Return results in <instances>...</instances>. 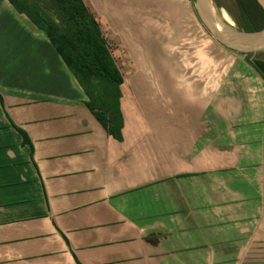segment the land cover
Instances as JSON below:
<instances>
[{"label":"crops","instance_id":"1","mask_svg":"<svg viewBox=\"0 0 264 264\" xmlns=\"http://www.w3.org/2000/svg\"><path fill=\"white\" fill-rule=\"evenodd\" d=\"M88 1L134 68L120 139L0 0V264H249L264 252L263 80L177 20L184 0Z\"/></svg>","mask_w":264,"mask_h":264},{"label":"trees","instance_id":"2","mask_svg":"<svg viewBox=\"0 0 264 264\" xmlns=\"http://www.w3.org/2000/svg\"><path fill=\"white\" fill-rule=\"evenodd\" d=\"M7 1L49 41L87 97L86 107L107 135L120 139L123 128L120 110L122 89L134 68L123 62L120 42L108 36L89 1ZM229 1L235 8V12L230 14L239 32L253 34L264 30V12L255 0ZM213 2L219 6L217 0ZM207 12L212 17L208 4ZM117 51L120 57L116 59ZM242 55L264 82V60L252 58L247 53Z\"/></svg>","mask_w":264,"mask_h":264},{"label":"rangeland","instance_id":"3","mask_svg":"<svg viewBox=\"0 0 264 264\" xmlns=\"http://www.w3.org/2000/svg\"><path fill=\"white\" fill-rule=\"evenodd\" d=\"M209 3L212 7L216 9L217 12L223 11L227 13V15H229L230 18H231L230 12L231 13L235 12V8L233 7L232 3L229 0H217V3L219 4V6L214 4L213 0H209ZM180 13L177 14L176 16L177 20H180V18L182 17L184 23H188V22L195 23L197 26H199L205 32L208 33L210 40H212L216 46V49H215L216 55H219V56L222 55L223 58L226 57V60L228 63L227 70L229 69L231 71L237 68L239 64L241 66H243L244 63L247 64L242 53H247L252 58L264 60V37L260 41L254 44H249L245 46H229V45L225 46V43L218 36H217L218 38L214 36L213 32H211L209 27H207V25L204 23V21L200 17L198 10L196 8V0H194V2L184 0L181 4ZM209 17L211 20H213V18L210 15ZM168 23L169 22H166V24ZM174 23H175V20L173 19L172 27L174 26ZM215 24L218 25L216 20H215ZM166 27H167V33L170 35L171 26L167 25ZM232 31H234L235 33L244 34V35H255V34L263 35L264 34V30L258 33H253V34L241 33L237 30L234 22L232 26ZM201 66L202 68L203 67L206 68L208 65L204 63ZM246 70H248V68H246ZM249 260H251L249 261L250 262L249 264H264V252H262L261 254H258L257 256L250 257Z\"/></svg>","mask_w":264,"mask_h":264},{"label":"bare ground","instance_id":"4","mask_svg":"<svg viewBox=\"0 0 264 264\" xmlns=\"http://www.w3.org/2000/svg\"><path fill=\"white\" fill-rule=\"evenodd\" d=\"M206 1L212 17L216 20L219 26L210 19L207 12ZM196 8L207 27H209L211 31H213L225 44L229 46H245L254 44L264 37V34L244 35L232 31V19L223 11L217 12L216 9L210 5L209 0H196Z\"/></svg>","mask_w":264,"mask_h":264},{"label":"water","instance_id":"5","mask_svg":"<svg viewBox=\"0 0 264 264\" xmlns=\"http://www.w3.org/2000/svg\"><path fill=\"white\" fill-rule=\"evenodd\" d=\"M258 6L261 8V10L264 12V0H255ZM227 14V13H226ZM229 16V15H228ZM213 32V31H211ZM214 36L217 37V35L213 32ZM218 38V37H217ZM225 46H228L225 44Z\"/></svg>","mask_w":264,"mask_h":264}]
</instances>
